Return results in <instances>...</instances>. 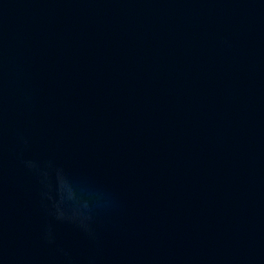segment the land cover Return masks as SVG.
I'll list each match as a JSON object with an SVG mask.
<instances>
[{"label": "water", "instance_id": "water-1", "mask_svg": "<svg viewBox=\"0 0 264 264\" xmlns=\"http://www.w3.org/2000/svg\"><path fill=\"white\" fill-rule=\"evenodd\" d=\"M0 264H264V0H0Z\"/></svg>", "mask_w": 264, "mask_h": 264}]
</instances>
